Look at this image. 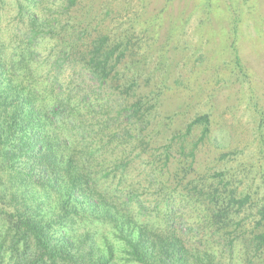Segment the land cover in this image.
<instances>
[{
  "label": "trees",
  "instance_id": "1",
  "mask_svg": "<svg viewBox=\"0 0 264 264\" xmlns=\"http://www.w3.org/2000/svg\"><path fill=\"white\" fill-rule=\"evenodd\" d=\"M76 1L48 22L40 0H16L19 28L0 27V264H210L189 251L187 204L214 235L243 213L234 224H255L248 245L264 255V176L256 198L237 197L225 174L207 184L172 174L175 154L195 162L197 145L188 155L187 137L159 143L162 89L138 94L143 69L126 62L127 45L91 36ZM11 4L0 0V21ZM138 165L146 187L129 182Z\"/></svg>",
  "mask_w": 264,
  "mask_h": 264
},
{
  "label": "rangeland",
  "instance_id": "2",
  "mask_svg": "<svg viewBox=\"0 0 264 264\" xmlns=\"http://www.w3.org/2000/svg\"><path fill=\"white\" fill-rule=\"evenodd\" d=\"M7 3L12 6L5 10L0 27L4 31L9 26L18 29L14 7L17 2L7 0ZM39 3L40 18L49 22L58 20L61 3L69 0ZM75 3L73 17L89 22L92 37H107L109 45L125 44L121 49L127 45L126 62L143 69L138 94L150 95L162 89L159 143L173 139L177 147L187 137L188 155L197 145L195 162L192 156L179 158L175 154L177 162L172 174L188 172L185 182L193 184L220 183L218 174H225L227 177L222 179L230 180L231 187L238 189L237 197L248 189L261 198L264 0H77ZM62 21H66V15ZM203 117H207L208 123L195 124L187 134L189 125ZM206 126L209 132L201 141ZM146 171L139 165L133 167L129 182H140L146 187L143 182ZM153 186L151 193L156 190ZM191 205L181 207L179 224L183 233H189L190 226L196 227L186 238L189 251L196 258L201 261L206 258L210 264H264V255L255 254L248 245L255 224L246 220L239 229L234 224L245 217L243 213L234 216L233 224L231 221L228 228L214 235L211 228L200 230L203 222L200 223L199 216L204 217L203 212L199 206L194 211ZM77 228L83 231V222ZM203 263L206 262L189 261V264Z\"/></svg>",
  "mask_w": 264,
  "mask_h": 264
}]
</instances>
